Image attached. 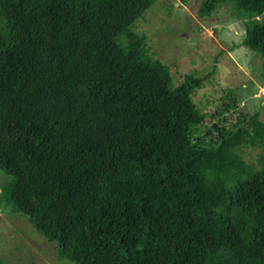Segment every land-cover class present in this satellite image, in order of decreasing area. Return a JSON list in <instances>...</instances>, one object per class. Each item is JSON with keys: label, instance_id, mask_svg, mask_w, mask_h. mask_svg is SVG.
Wrapping results in <instances>:
<instances>
[{"label": "trees", "instance_id": "obj_1", "mask_svg": "<svg viewBox=\"0 0 264 264\" xmlns=\"http://www.w3.org/2000/svg\"><path fill=\"white\" fill-rule=\"evenodd\" d=\"M155 1L0 0L4 203L75 264H264V151L240 155L264 122L191 134L199 79L173 85L132 29ZM224 4L264 77V0L197 14Z\"/></svg>", "mask_w": 264, "mask_h": 264}, {"label": "rangeland", "instance_id": "obj_2", "mask_svg": "<svg viewBox=\"0 0 264 264\" xmlns=\"http://www.w3.org/2000/svg\"><path fill=\"white\" fill-rule=\"evenodd\" d=\"M201 0H156L132 24L143 38L145 54L168 68L173 85L188 74L199 79L192 101L204 113L191 134L225 126L231 130L256 115L264 122V77L261 56L243 46L244 21L228 4L199 16ZM260 19V17H258ZM264 151L261 146H240L250 165ZM7 179L0 170V188ZM0 261L2 264H75L56 257V244L46 240L26 217L13 212L0 193Z\"/></svg>", "mask_w": 264, "mask_h": 264}]
</instances>
